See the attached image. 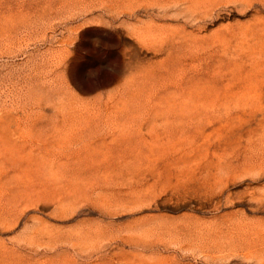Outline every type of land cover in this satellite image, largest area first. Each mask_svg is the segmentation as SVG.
<instances>
[{
    "label": "rangeland",
    "instance_id": "1",
    "mask_svg": "<svg viewBox=\"0 0 264 264\" xmlns=\"http://www.w3.org/2000/svg\"><path fill=\"white\" fill-rule=\"evenodd\" d=\"M0 264H264V0H0Z\"/></svg>",
    "mask_w": 264,
    "mask_h": 264
}]
</instances>
